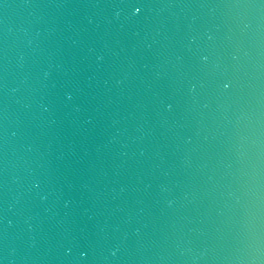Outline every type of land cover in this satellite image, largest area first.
Wrapping results in <instances>:
<instances>
[{
    "label": "water",
    "instance_id": "obj_1",
    "mask_svg": "<svg viewBox=\"0 0 264 264\" xmlns=\"http://www.w3.org/2000/svg\"><path fill=\"white\" fill-rule=\"evenodd\" d=\"M0 264H264V0H0Z\"/></svg>",
    "mask_w": 264,
    "mask_h": 264
}]
</instances>
